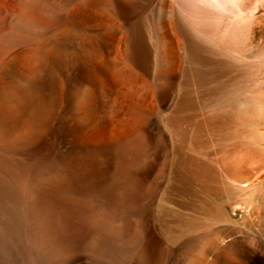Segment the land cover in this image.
Returning a JSON list of instances; mask_svg holds the SVG:
<instances>
[{"label": "rangeland", "instance_id": "1", "mask_svg": "<svg viewBox=\"0 0 264 264\" xmlns=\"http://www.w3.org/2000/svg\"><path fill=\"white\" fill-rule=\"evenodd\" d=\"M240 1L0 0V264L89 263L105 240L110 263L194 264L216 228L264 226V155L210 190L178 146L222 124L190 109L216 69L264 140V0Z\"/></svg>", "mask_w": 264, "mask_h": 264}, {"label": "bare ground", "instance_id": "2", "mask_svg": "<svg viewBox=\"0 0 264 264\" xmlns=\"http://www.w3.org/2000/svg\"><path fill=\"white\" fill-rule=\"evenodd\" d=\"M235 4L240 5V7H235ZM227 5L232 8V11H241L246 8L241 4L240 0H228ZM165 10L166 8L164 6L161 7L160 14L163 15ZM173 14H175V12H173ZM172 24L173 23H170L169 25ZM233 40L231 41L233 42ZM1 58L2 56L0 54V60ZM201 61L205 63L208 62L207 60ZM208 75V77H205L201 74H195L192 82L197 85V91L195 89L196 96L195 99L191 101L190 109L197 110L200 108L202 109L203 107H211V111L214 113H211L213 115L212 117L216 116L221 118L222 124L220 127H216L217 129L212 127L213 130L210 131L211 139L209 138L210 143L208 141L207 144H209H204L205 146L200 145L202 143L201 141L200 144H197L198 140L196 142L195 139L197 137L193 138L192 134H190L192 138L190 136H184L186 135V133L183 134L185 130H181L183 132L177 131L178 146L180 150H189L190 152L193 151L195 153L194 157H188L184 154L187 157H183L181 163L182 166L190 172L192 178L198 181L204 188L210 190L215 188L216 190H230L231 187H233V184L231 185V181H233V183L237 181L240 184L243 182L245 184V182H247L245 181V177L238 178L236 175V167L244 162L245 156L247 155H245V153L254 151L264 155V140H262L263 135L259 134L257 130L260 119L253 115L255 112H252V109H240L236 106L233 100L228 99L229 93H225V91H223L227 88L223 79L226 74H223V71L219 69H216V71L211 70ZM259 92L264 95L263 88H261ZM179 107L178 110L180 109ZM183 107H181L179 111L177 110L175 112H184L181 111L183 110ZM184 109L187 108L185 107ZM172 119H174V117H172ZM217 120L219 119L217 118ZM196 134L195 136L198 135ZM219 153L223 155L217 157L216 155ZM257 186L259 188L263 187L264 189V180ZM6 191L7 189L4 190V192L7 193V196L10 191ZM4 194L2 193V195ZM262 203H264V195L262 196ZM211 237L213 239V245L210 244L206 248L204 260H195L194 264H206L207 261H212L217 264H264V226H255L252 224H232L224 227L221 226L215 229V232L211 235ZM99 242L100 245L98 244L97 247L99 254H96L91 262L87 263L84 262V260H77L68 264H114L107 260H103L101 258V254H123L121 245L115 247V241L110 242V240H105Z\"/></svg>", "mask_w": 264, "mask_h": 264}]
</instances>
